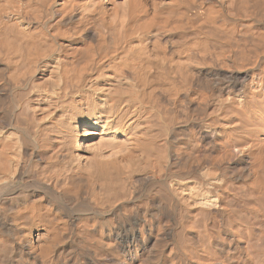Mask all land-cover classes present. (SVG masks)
Instances as JSON below:
<instances>
[{"label":"bare ground","instance_id":"1","mask_svg":"<svg viewBox=\"0 0 264 264\" xmlns=\"http://www.w3.org/2000/svg\"><path fill=\"white\" fill-rule=\"evenodd\" d=\"M0 264H264V0H0Z\"/></svg>","mask_w":264,"mask_h":264},{"label":"rangeland","instance_id":"2","mask_svg":"<svg viewBox=\"0 0 264 264\" xmlns=\"http://www.w3.org/2000/svg\"><path fill=\"white\" fill-rule=\"evenodd\" d=\"M155 81H156V83H154V84H153V85H154L153 87H154V88H156V89H157V91H162L163 89H162V88H160V87H162V86H163V84H162L161 82H159V83H160L159 85H161V84H162V85H161L159 88H157V87L159 86V85L157 84V83H158V82H157L158 80H155ZM155 81H154V82H155ZM155 84H157V85H155ZM155 86H157V87H155ZM158 89H159V90H158ZM160 89H161V90H160ZM162 92H163V91H162Z\"/></svg>","mask_w":264,"mask_h":264}]
</instances>
